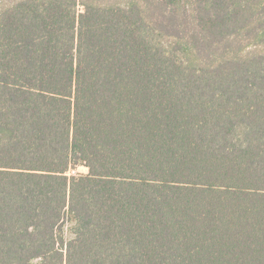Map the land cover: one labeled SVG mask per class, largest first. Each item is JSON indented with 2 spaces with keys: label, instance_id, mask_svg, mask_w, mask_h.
I'll use <instances>...</instances> for the list:
<instances>
[{
  "label": "trees",
  "instance_id": "trees-1",
  "mask_svg": "<svg viewBox=\"0 0 264 264\" xmlns=\"http://www.w3.org/2000/svg\"><path fill=\"white\" fill-rule=\"evenodd\" d=\"M0 264H264V0H0Z\"/></svg>",
  "mask_w": 264,
  "mask_h": 264
},
{
  "label": "rangeland",
  "instance_id": "rangeland-1",
  "mask_svg": "<svg viewBox=\"0 0 264 264\" xmlns=\"http://www.w3.org/2000/svg\"><path fill=\"white\" fill-rule=\"evenodd\" d=\"M77 173H80V174H87L88 173V169L86 167H80L78 168L77 170H72L69 172V176H72V175H75Z\"/></svg>",
  "mask_w": 264,
  "mask_h": 264
}]
</instances>
